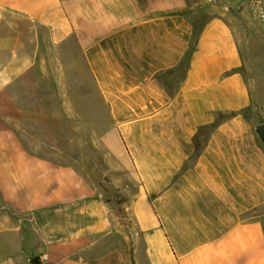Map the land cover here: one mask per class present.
I'll use <instances>...</instances> for the list:
<instances>
[{
	"label": "crops",
	"instance_id": "crops-1",
	"mask_svg": "<svg viewBox=\"0 0 264 264\" xmlns=\"http://www.w3.org/2000/svg\"><path fill=\"white\" fill-rule=\"evenodd\" d=\"M189 5L0 0V264H264V20L220 12L197 32ZM75 58L108 115L79 141L41 88L57 98L41 68Z\"/></svg>",
	"mask_w": 264,
	"mask_h": 264
},
{
	"label": "rangeland",
	"instance_id": "rangeland-1",
	"mask_svg": "<svg viewBox=\"0 0 264 264\" xmlns=\"http://www.w3.org/2000/svg\"><path fill=\"white\" fill-rule=\"evenodd\" d=\"M190 5L186 11L189 18L195 24L197 30L201 28V26L213 15L222 13H232L234 15L238 14L242 10H246V14L255 19L260 18L262 21L264 20V0H189ZM239 15V14H238ZM241 19V18H239ZM260 20V21H261ZM259 19H257V22ZM242 47H244V42L241 41ZM76 56V55H75ZM260 57V66L264 71V46H262L261 51L259 52ZM77 60L75 58V64L68 69L65 65L58 64L57 67L52 66H42L43 75L45 73H49L53 71V74L58 75V84L57 98L51 97L50 89L54 90V82L50 83L49 76H43V84H42V106L49 107L50 105L57 104L58 107H65L67 105L73 107V113H66L65 108L59 110L57 114V121L59 122V133H65L66 124L74 128L73 130V138L75 141H79L85 138H95L99 132H101V126L104 122L108 121V115L106 111L100 110L95 105V99L91 94V83L84 82L82 83V79L86 78L85 76V68L81 64H77ZM186 65V60L181 64L180 69H184ZM51 68V70H50ZM46 69V70H45ZM50 71V72H49ZM244 75L252 82L254 85V80L256 78V74L252 73L248 68H242ZM72 74L74 77L73 82L66 81L65 75ZM175 72H171L170 74L165 73L163 75V80L165 84L169 86H173L174 77L177 75H173ZM45 80V81H44ZM70 80V79H69ZM50 85L52 87L50 88ZM69 90L70 98L66 97V90ZM81 91H85L84 94H81ZM54 94V91L52 92ZM39 102V101H38ZM244 115L249 119H254L257 121H261V117L258 114V110L255 107H251L249 110L244 112ZM69 131V130H68ZM88 150L92 154H94V147H87ZM79 152V151H77ZM96 152L95 154H98ZM118 202H122L123 196L120 193H117Z\"/></svg>",
	"mask_w": 264,
	"mask_h": 264
},
{
	"label": "trees",
	"instance_id": "trees-1",
	"mask_svg": "<svg viewBox=\"0 0 264 264\" xmlns=\"http://www.w3.org/2000/svg\"><path fill=\"white\" fill-rule=\"evenodd\" d=\"M197 32H198V30H197ZM190 52L191 51H189V53L187 54V56L185 58V60H186V66L185 67L186 68H188V64H189V60H190ZM236 114H237V112H232V113H229V114H226V115H224L223 113H220L219 117H218V120H217V123L220 120L226 119V118L234 116ZM243 114H244V112H243ZM213 128H214V125H211V126L204 127L203 129H201V131H199V134L195 138L196 149H199V148L202 147V142H203L202 140L204 139V137H205V143L204 144L207 143V139H208V137H209V135H210V133H211ZM197 155H199V153ZM118 210L121 211V209H118Z\"/></svg>",
	"mask_w": 264,
	"mask_h": 264
},
{
	"label": "water",
	"instance_id": "water-1",
	"mask_svg": "<svg viewBox=\"0 0 264 264\" xmlns=\"http://www.w3.org/2000/svg\"><path fill=\"white\" fill-rule=\"evenodd\" d=\"M256 132L258 136L260 137L262 143L264 144V123L256 127Z\"/></svg>",
	"mask_w": 264,
	"mask_h": 264
},
{
	"label": "built area",
	"instance_id": "built-area-1",
	"mask_svg": "<svg viewBox=\"0 0 264 264\" xmlns=\"http://www.w3.org/2000/svg\"><path fill=\"white\" fill-rule=\"evenodd\" d=\"M44 258H46V257H44Z\"/></svg>",
	"mask_w": 264,
	"mask_h": 264
}]
</instances>
